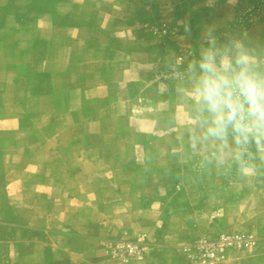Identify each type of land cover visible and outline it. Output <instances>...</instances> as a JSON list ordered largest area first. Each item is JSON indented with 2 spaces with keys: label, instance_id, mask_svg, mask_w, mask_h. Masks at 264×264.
<instances>
[{
  "label": "crops",
  "instance_id": "0c3cea01",
  "mask_svg": "<svg viewBox=\"0 0 264 264\" xmlns=\"http://www.w3.org/2000/svg\"><path fill=\"white\" fill-rule=\"evenodd\" d=\"M158 3L0 0V150L9 152L0 165L3 159L9 167L6 189L13 200L23 197L26 181L39 184L28 222L16 202L0 205V264L20 256L33 261L41 249L45 261L53 260L77 240L89 245L124 232H154L165 211L164 241L178 248L199 236L203 216L233 208L224 187L225 202L214 206L218 191L199 188L206 177L197 173L214 168L221 174L206 182L225 184V172L241 162V146L230 134L224 142L206 138L189 78L168 90L153 79L162 56L141 23L151 20L144 12L157 11ZM206 152L215 156L212 162L199 156ZM23 159L39 168L26 179L18 172ZM250 168L240 163L241 172ZM242 176L232 181H245ZM165 179L177 183L173 196ZM252 180L237 210H247L253 221L262 193L255 187L260 180ZM75 182L73 189L68 183ZM76 215L85 219L86 232H79ZM23 232L30 238L21 239Z\"/></svg>",
  "mask_w": 264,
  "mask_h": 264
},
{
  "label": "rangeland",
  "instance_id": "374dc122",
  "mask_svg": "<svg viewBox=\"0 0 264 264\" xmlns=\"http://www.w3.org/2000/svg\"><path fill=\"white\" fill-rule=\"evenodd\" d=\"M157 1L160 5L157 11L152 10V8L149 10L144 9V14L151 20L141 23V26L151 38L149 42L152 44L150 45L152 49L162 56L160 63L155 65L152 76L155 83L163 90H168L171 85L188 79L186 72L188 64L198 57L201 47H207L206 33L213 28L215 29V35L220 38L221 42L232 38L241 40L250 52L257 57L261 69L264 70V0H231V4L227 6H223L226 0H176L177 4L174 0ZM179 58H182V66L177 64ZM176 67L177 73L185 71L184 79L173 77V70ZM229 134L232 135L231 131H229ZM23 144H26V142H23ZM209 146L205 147L204 151H208ZM8 153V151L0 150V157L7 156ZM240 153L241 162L249 163L251 168L241 172V162L239 164L235 163L232 167H229V171L225 172L230 176L229 181L225 182V184L217 181L213 183L206 182L209 177L215 178L221 174H217L214 168H204L203 172L198 171L197 174L203 175L201 177H206L199 188L203 191L206 188H210L219 193L217 198L212 201L214 206H220L222 202H225L223 194L220 193V189L224 187V190L227 188V193L225 194H227L228 198L226 202H229L233 208H231L229 213H223L222 210L219 213H214L213 219H210L211 215L203 216L202 221L197 223L201 224V226L198 225L200 230H196V232H199V236L183 243L178 248L177 242L171 239H168L167 243L164 241L166 239H164L163 235L164 230L168 227L167 217L169 215V211H165L161 215L162 228L154 232L143 231L136 233L135 236H132L130 232H124L118 237H113L109 240L104 239L101 240L102 242H96V244L89 243V245H83L81 240H77V243H74L71 246V250L69 249L67 253L66 251L63 253L55 252V259L53 258V260L49 258L48 261H45V255L42 256L41 249L40 251L38 250V256L33 261L20 256L18 259L9 260L7 258L3 264H148V259L152 261L150 264L155 262L156 264H177V259L182 262L178 264H199L195 259L193 245L200 236L212 231L244 234L252 239V243L247 249L229 254L219 264H264V146L258 148L253 141L248 145L241 146ZM199 156L206 161L210 160L209 162H212L213 157L215 158V156H211L207 152L201 153ZM22 162L18 172L25 179L28 178V176L25 177V174H31L39 169L30 167L27 160L23 159ZM254 164L257 166L255 171L252 168ZM5 165L6 161L2 159L0 165V205L11 207L13 201L16 202L17 206L26 211L23 214L25 216H22V220L28 222V212L35 205V201H37L35 200V186L39 184L26 181L23 197L13 200L6 189L9 167ZM239 173L246 180L241 183L233 182V176ZM59 176L63 177L64 175L59 174ZM255 176L260 180L259 183L255 184V187L262 193L260 200L262 211L252 221L253 215L247 213V210H245L246 213H243L244 209L241 207L242 211L237 210V207L244 205L240 196L244 192L246 193L245 195H249V191L254 187L252 179ZM211 183L212 186L209 185ZM68 184L73 189L79 186L78 182ZM59 185L64 188L67 186L66 183H59ZM164 185L168 187L166 192L172 196L177 193V183L171 184L165 179ZM40 186L44 185L41 184ZM251 203H248V207H253V201ZM73 204H75L71 205L73 209L78 208L79 202H74ZM51 205L49 204V206ZM75 218H77L76 220L80 227L79 232H86L85 219L81 220L82 216L79 215H76ZM59 220L61 222V219ZM91 222H93V216H91ZM50 223L52 224V222ZM88 233L96 234L97 232L89 230ZM29 236V233L23 232L20 238L29 239ZM143 236H145V242L148 245L147 254L143 261L137 262L114 257L112 246L115 242L137 240ZM162 244L168 248H159L158 246ZM177 249H179V257H177ZM154 259L155 262H153Z\"/></svg>",
  "mask_w": 264,
  "mask_h": 264
},
{
  "label": "clouds",
  "instance_id": "9594fccd",
  "mask_svg": "<svg viewBox=\"0 0 264 264\" xmlns=\"http://www.w3.org/2000/svg\"><path fill=\"white\" fill-rule=\"evenodd\" d=\"M207 47L186 69L206 138L224 142L229 131L238 146H264V70L244 43L221 42L215 29Z\"/></svg>",
  "mask_w": 264,
  "mask_h": 264
},
{
  "label": "built area",
  "instance_id": "2783aa9c",
  "mask_svg": "<svg viewBox=\"0 0 264 264\" xmlns=\"http://www.w3.org/2000/svg\"><path fill=\"white\" fill-rule=\"evenodd\" d=\"M177 64L182 66V58L178 59ZM173 71L174 78H185L184 70L177 73L176 67ZM251 243L252 239L244 234L212 231L200 236L193 245V250L199 264H219L224 257L247 249ZM112 247L114 257L137 262L145 259L148 249L145 236L137 240L117 241Z\"/></svg>",
  "mask_w": 264,
  "mask_h": 264
}]
</instances>
